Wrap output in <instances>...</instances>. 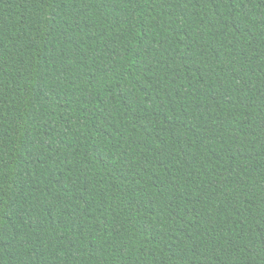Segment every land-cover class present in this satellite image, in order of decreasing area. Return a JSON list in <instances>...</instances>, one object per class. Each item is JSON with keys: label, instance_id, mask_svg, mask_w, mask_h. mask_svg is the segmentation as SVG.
<instances>
[{"label": "trees", "instance_id": "trees-1", "mask_svg": "<svg viewBox=\"0 0 264 264\" xmlns=\"http://www.w3.org/2000/svg\"><path fill=\"white\" fill-rule=\"evenodd\" d=\"M0 264H264V0H0Z\"/></svg>", "mask_w": 264, "mask_h": 264}]
</instances>
